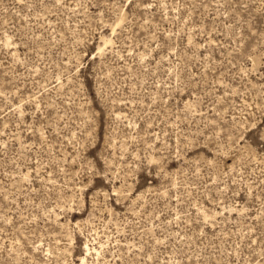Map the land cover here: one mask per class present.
Here are the masks:
<instances>
[{
  "label": "rangeland",
  "instance_id": "374dc122",
  "mask_svg": "<svg viewBox=\"0 0 264 264\" xmlns=\"http://www.w3.org/2000/svg\"><path fill=\"white\" fill-rule=\"evenodd\" d=\"M0 264H264V0H0Z\"/></svg>",
  "mask_w": 264,
  "mask_h": 264
},
{
  "label": "bare ground",
  "instance_id": "6f19581e",
  "mask_svg": "<svg viewBox=\"0 0 264 264\" xmlns=\"http://www.w3.org/2000/svg\"><path fill=\"white\" fill-rule=\"evenodd\" d=\"M86 250H87L88 253H90V252H89V247H88V245L86 246ZM88 253H87V254H88Z\"/></svg>",
  "mask_w": 264,
  "mask_h": 264
}]
</instances>
